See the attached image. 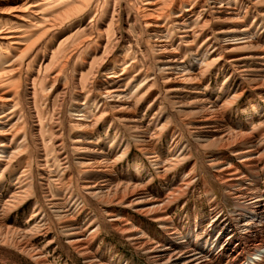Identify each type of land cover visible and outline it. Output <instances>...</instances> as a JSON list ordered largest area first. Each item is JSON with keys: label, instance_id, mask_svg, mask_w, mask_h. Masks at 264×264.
<instances>
[{"label": "bare ground", "instance_id": "6f19581e", "mask_svg": "<svg viewBox=\"0 0 264 264\" xmlns=\"http://www.w3.org/2000/svg\"><path fill=\"white\" fill-rule=\"evenodd\" d=\"M53 1H57V5L46 8ZM125 3V7H120L116 0H0V21H9L5 28L0 22V45L6 50L12 48L16 53L0 62V189L7 181L13 187L5 197L0 192V246L13 249L35 264H44L41 254L30 245L32 234L39 229L19 231L4 222L10 213L35 197L34 182L28 173L30 168L36 167L46 171L56 184L67 177L66 190L70 194L64 199L49 198L47 204L53 218L61 225L67 246L82 258L84 264H100L91 252L100 220L107 222L122 240L144 255L148 264H264V120L256 126V122L249 121L252 127L248 132L230 129L224 115L242 97L244 90L221 102V99L207 95L201 87L204 76L212 71L215 77L223 75L222 86L238 78L264 102V0H125ZM101 4L106 6L107 16L110 15L108 24L103 25L100 21L106 31L96 29ZM58 6L65 9L44 18L45 11ZM29 17L44 22V32L39 38L48 31L68 25L70 28L64 29V33L68 34L72 26L81 27L84 33L79 40L66 46L61 59L56 60L61 66L59 71L50 72L51 68H47L54 54L47 60L44 69L49 70L48 77L52 82L48 96L56 90L61 70L73 60L82 62L84 67L74 70L75 77H72L77 98L81 96L77 89L82 87L81 83L85 85L91 74L89 71L93 70L95 74L103 71L101 75L107 81L106 87H98L97 93L89 94L90 101L101 103L96 113L90 112V105L76 99L72 111L77 116L69 118L72 134L66 140L64 131H58L55 136L52 127L42 128L40 117L44 109H40L38 99L43 92V83L39 90L33 84H23L20 89V80H15L27 59L35 58L37 52V41H28L30 36L17 28L19 22L28 23ZM249 17L251 22L247 24ZM78 19H84L82 25L77 23ZM130 21L138 29L137 43L133 46L139 53L138 63L144 69L143 75L135 69L137 63L126 59L121 52L134 48L129 43L132 36L130 40L126 31L124 34L120 31V23ZM172 28L176 31L177 43L188 48L196 60L197 66L192 71L179 59L173 46L175 34ZM111 30L115 32L113 43L109 40L110 35H106ZM77 34L73 32L71 36ZM201 37L203 39L196 46ZM122 40L127 48L118 47ZM96 41L100 53L90 48ZM111 62L114 66L109 71ZM129 74L139 75L138 85L130 88L123 84ZM64 89H60L62 96L66 95ZM142 105L144 112L152 111L146 123L138 115ZM21 107H26L28 114L22 113ZM250 107L255 111L257 104L250 103ZM242 112L248 114L243 108ZM232 114L238 115L239 111ZM26 117L32 127V141H28ZM118 124L140 152L151 156L149 163L160 178L173 172L182 173L177 185L167 190L162 198L151 196L146 191L148 184L117 181L113 168L120 157L129 153L128 140L123 152L109 160L105 150L97 146L93 132L98 126H105V133L110 128L116 133ZM44 136L51 137L52 142H46ZM162 137L170 138L172 147V155L166 160L152 149L153 142ZM57 147L69 149L67 154L64 151L60 173L56 172L59 166L48 160V150ZM23 160L20 171L13 168ZM75 178L80 179L78 188L84 198L94 200L100 208L101 213L95 216L98 221L89 219L91 222L82 226L75 220V213L69 207L72 194L69 187ZM207 180L215 184L220 197L232 209L224 211V204L221 205ZM196 187L207 203V215L200 217L199 210L194 207L193 225L185 228L183 222L175 223L170 211ZM184 208L185 204L182 205ZM129 211L156 224L163 242L149 239L135 227L133 217L127 216ZM38 214V211H32L29 220L37 218ZM207 219V229L200 233Z\"/></svg>", "mask_w": 264, "mask_h": 264}, {"label": "rangeland", "instance_id": "374dc122", "mask_svg": "<svg viewBox=\"0 0 264 264\" xmlns=\"http://www.w3.org/2000/svg\"><path fill=\"white\" fill-rule=\"evenodd\" d=\"M116 1L119 2L120 7H123V6L125 7V4H126L125 0H116ZM57 3H58L57 1H53V3H51L46 8L56 6ZM58 7H56L54 10L48 9L47 11H45L44 12V18L45 19L49 18L53 14L61 12L62 10L65 9L62 6L61 7L58 6ZM106 9L107 8L104 4H101L99 6V11L101 14H99V17H98L99 22H97L98 26L96 27V29L99 27V29L106 31L105 27L101 26V23L103 25L109 23V19H110L109 16L110 15L107 16V14L105 13ZM117 10H118V8L115 9V11H114L115 15L117 13L116 12ZM127 12H130V9H127ZM49 14H51V15H49ZM121 16H123V14H121ZM84 19H78L77 23L79 25H82ZM248 19H249V21L247 24H249L251 22V17H249ZM4 20L5 19H2L1 20L2 22L1 21L0 22H1V26L5 28L6 26H9V25H7L9 23V21L8 20L4 21ZM28 21H29L28 23H26V22L20 23L19 22L17 24V28L20 29V31L25 32L26 35H28V37L30 36V38L27 39L28 41H32L34 39H35V41H37L36 51L38 53L36 52L35 58L31 56L30 57L31 59L30 58L27 59V61L29 63L27 61L25 62L22 69L16 74L15 80L16 79L20 80V86H21L20 89H23L22 87H24L25 84L26 85L27 84L28 85L33 84V85H35V88L37 90H39L40 84L43 83L41 86L43 88V92L40 94V97L38 99L40 109L41 108L44 109L43 112L41 113V117H40L41 121H42V128L47 130V129L52 127L53 131L55 132V134H54L55 136L58 135V131H61V133L64 131L63 136L66 140L68 135L70 136L72 134V131H69L70 130L69 129V118L70 117L76 118L75 116H77V114L75 112H73L74 111L73 104L75 103L76 99L79 101H82V102L84 101L85 103H87V105H90L91 106L89 109L90 112L96 113V111L100 107L101 103H98L95 101H90L89 94L91 95V94L97 93L98 87H104V86L106 87L107 81H105V78L101 75L103 73V71H101L99 74H95L93 70L89 71V73H91V74H90V77H88V79L84 82L85 85L83 86V84L81 83L80 85H82V87L80 86L81 88L77 89V91H81V96H79L77 98L76 94H75V90L73 88V79L74 78H72V77L74 76V70L84 69V67H83V64H81L82 62L73 60V61H70V63L68 65H66V67H64L61 70L62 75L60 74V76L58 78L56 90L53 91L52 94H50L48 96L47 92H48V89H49L50 84L52 82H50L49 77H48L49 70L45 71L44 66L46 65V63H48L50 56L54 54V56H52L53 60L50 59L52 62L50 61V64L47 65L49 67H47V68H51L50 72H52L54 70L56 72L59 71L61 66L59 64H57L56 60L61 59V57H62L61 53L64 51L66 46L68 47L69 44L72 43L73 41H75L76 39L79 40L82 37L81 35H83L84 33L81 32V30H82L81 27L78 29L77 26H72L71 31H69L68 34L64 33V29L67 30L68 28H70V26L68 25V26H65L63 28L56 29L55 31L54 30L48 31L45 34V36H43L42 38H39V36L41 35L40 33L43 34V32H44V28H45L44 22L41 20L38 21L37 19L35 20V18H33V17H29ZM100 21H101V23H100ZM28 26H30V27H28ZM35 27H37V28H35ZM261 27H262V25H261ZM122 28H124V29H122ZM172 29L174 30V28H172ZM94 30H95V28L93 27V31ZM137 30L138 29L132 25L131 21L128 23H124V22L120 23V31L123 34L126 31L129 35L128 38L130 40H132V38H133V40H134V41L133 40L129 41V43H131L130 46H133L134 42H135V44L137 43ZM73 32L78 33L76 37H73V35L71 36V34H73ZM108 32L106 33V35L107 36L110 35L109 40L111 41V43H113V37H114L115 32H114V30H111ZM175 32L176 31L174 30L175 35L173 37V43H174L173 46L178 51L179 59L182 60L184 66H187V68H189V70L192 71L197 66L196 60L193 59L192 53L188 48L186 49L185 47H183L182 43H179V44L177 43L178 40H177V35ZM94 35H95V33H94ZM131 36H132V38H131ZM124 39L125 38H123V40ZM202 39H203V37H201L197 41L196 46L199 45V43ZM67 40H68V42H67ZM123 40L119 44V46H118L119 48H121L122 45L126 48L128 47V45L125 46V44H124L125 42H123ZM62 43H65L66 45L62 44ZM98 44H99L98 41H96V43H92L90 48L93 51L95 50V52L100 53L99 52L100 50L98 48L99 46H97ZM110 47L111 46H109V48ZM133 47L134 48H131V49H128L125 51L121 50V52L123 53L122 56H125L126 59H129V61L130 60L132 62L135 61V63H137L135 69L140 72L139 75H141V74L143 75L144 69H143L142 65L138 63V58H140V56L138 57L139 53L135 49V46H133ZM109 48L107 50H109ZM13 55L16 56V53L12 50V48L10 50H6L3 47L1 48V45H0V60H1L0 62L1 63L6 61L5 60V59H7L6 57H8V56L12 57ZM95 58L98 59L99 56H96ZM191 63H193V64L191 65ZM32 64H34V65L32 66ZM110 64H108V67L110 66L109 71H112V68L114 66V62H111ZM39 65H41V67ZM31 66H32V68H31ZM132 74H134V73H132ZM132 74H129V76H127V77L125 76V78H124L125 81L123 80L124 81L123 84L124 85L128 84L130 88L132 86H135L136 83L138 85V81L140 80L138 74L135 77ZM64 75H66L65 76L66 78L64 77ZM62 77H64V79ZM92 77H94V78L91 80ZM21 78L23 79V81ZM128 79H129V81H127ZM45 80H47V81H45ZM91 81L93 83L92 84L93 86L90 85ZM223 82H224L223 75L218 74L215 77V73L211 71L204 76L201 87H202V89L204 88L203 90L207 95H212L214 98L216 97L219 100L221 99V102L223 100H226V98L231 97V95L237 94L239 92V90L243 89L244 93H243L242 97L238 98L232 104V106H230L232 109L230 108L229 111L224 115V119H225V121L227 120L226 123L229 125L230 129L237 131V132L238 131L239 132H241V131L242 132H248L249 130H251V127H252V125L249 124V121H252L253 123L256 122L254 124V126H256V124H258L259 121L264 120V110H263L264 109V102L262 100H260L258 97H256V94H254L249 89V87L246 85L245 82H243V81L241 82L240 80H238V78H236V81L230 80L229 84L226 83V85L222 86ZM62 83H63V85H62ZM23 84H24V86H23ZM220 87H221V89H220ZM62 88H66V89H64L65 94H66L64 96H62V93L60 90ZM45 93H46V95H45ZM223 93H225V94H223ZM20 95L22 96V93ZM57 97H60V98H57ZM67 97H68V100H67ZM23 99L24 98L21 97V100H23ZM45 103H46V105H45ZM250 103H256L257 104L255 111L251 110ZM21 108H22L21 109L22 113H24L25 115L28 114V111H26L27 110L26 107H21ZM242 108L247 110V112H248L247 115L244 112L241 113ZM144 110H145V106L142 105V107L139 109L138 115L143 117V120L146 123L148 121V119L151 117L152 111L144 112ZM235 110L239 111L238 115L232 114V113H234ZM65 112H67V113H65ZM248 117H252V118L249 120ZM25 120H26V124H28L27 122L30 121L28 117H26ZM56 121H57V123L54 124ZM117 126H118V132H116V133L114 132L113 128H110L108 130V132L105 133V130H107L105 126H98L95 129L96 131L94 130V132H93V138H95V140L97 142V146L100 149L105 150V153H106L107 158L109 160L115 159L118 155H120L121 152H123L124 146L126 145V140H128V143L130 146L129 153L125 156L123 155V157H120V159L118 160V162L115 164V166L113 168V171L115 170L114 175L115 176L117 175L116 176L117 181L120 182V180H121V183L133 182V183L140 184V185L148 184L146 187V191L149 194H151V196H154L157 198H162L167 193V190L169 191L170 189H172L174 186L177 185L178 178H179L180 174H182V173L173 172V173H169L165 178H160L156 174V171L154 170V167L152 166V164L149 163L151 160V156L150 155L146 156L142 152H140V150H138V148L134 145L132 140H130V137L126 133H124L123 129H121V126H119V124ZM238 127L241 128L242 130H239ZM31 128L32 127H29V124H28V130H29V131H27V136L29 139L28 141H32V137H31L32 136V129ZM106 134H107V136H106ZM124 134H126V136ZM44 138H45L46 142H49V141H51L50 139H52L49 136H44ZM169 142H170V138H164V137L160 138L157 141H154L153 142L154 146L152 147L153 152L156 151L161 156L162 159H165V160L169 159L170 156L172 155V147L170 146ZM33 149L34 148L32 147V150ZM60 150L61 149H59L58 147L56 150H48V155H49L48 160H50L55 166H57V167L59 166L58 169H56L57 171L54 170L58 173H60V168H61L60 164H61L62 158L65 155V152H66V154L68 153L69 149L61 150L63 153ZM111 151H112V153H111ZM21 162H22L20 164L21 166L18 164H15V165H13V168L20 171L22 166H24V164H23L24 160ZM133 163H134V165H133ZM139 165H141V166H139ZM134 166H135V168H134ZM35 168L36 167L30 168V170H29L30 174L28 173V176H30L34 182L35 197L30 198L21 208L10 213L5 218V221H4L5 225L12 227V228L19 230V231H29L31 229H34V228L37 229L38 228L39 231L38 230L34 231V233L31 236L30 245L34 250L38 251L41 254L42 258L44 259V264H84V261L82 260V258L79 255H77L76 253H74L67 246V244L65 242L66 240L62 237L61 225H60V223H58L53 218V214L51 213V210L47 204V202H48L47 200L49 198L53 199L55 196V199H60V198L64 199L65 197L67 198V196L70 194L69 191L66 190V187H68L67 177L65 176V179L60 184H56L49 179L50 177L46 171H44V170L40 171L38 168H36V169ZM188 169H189V167L185 168L184 170L187 172ZM129 174H130V176H129ZM43 176L44 177L46 176L45 177L46 180L44 179ZM7 177H9V176H7ZM41 177H43V178L41 179ZM79 182H80V179L78 178V180H77V178H75L74 181L72 182V186L69 187L71 192H72L71 197H70L71 200L69 202L71 204H69V207L71 208V211L73 213H75L74 214L75 220L80 225L83 226V225L95 220L96 219L95 216H97L98 213H101V212H99L100 208L98 207L97 203L94 200L89 199V198H84L82 192H80V190L78 188ZM206 182L209 185V187L214 190L217 197H219L221 205L224 204V205H222L224 208V211L228 212L230 210V208L232 209V206L229 203L227 204L226 200L223 199L222 197H220V193L217 190L215 184L208 181V180ZM171 184H172V186H171ZM11 186L12 185L10 184V182L7 181L6 184L2 187L3 189H0L1 195L3 197H5V195L9 191H12L13 187H11ZM38 188H39V190H38ZM198 189L199 188L196 187L194 192L187 193V195L184 196L180 200L178 207L177 208L174 207L170 211V214L174 218L175 223H178L181 221V222H183V225L185 228L190 227V225L191 226L193 225L194 221L192 218V214L194 211V207H196L197 210H199V212H200L199 216L200 217L207 215V203L205 201L203 194ZM46 196H47V198H46ZM79 199H81V200H79ZM184 204H185V208L182 209V205H184ZM32 211H38L39 214H38L37 218L29 220L30 214L32 213ZM48 213H49V215H48ZM128 214L129 215H127V216H129V218L131 216L133 217V220H132L133 225L135 227L139 228V230L141 232H143L146 236H148L149 239H151L155 242H163V235L159 233L156 224H152L149 222L148 219L141 217V216H138V215H135L134 213H132L130 211L128 212ZM185 218L188 219L187 222L184 221V220H186ZM39 221H42V222L39 223ZM98 222H100L98 229H96L98 232L95 230L96 238L92 243L91 252L94 253L95 258L100 262V264H148L146 257L144 255H142L141 253L136 252V250H134V248L132 246H129L130 244L128 242L122 240L119 237V235L110 228V226L107 222L104 223V221H101V220ZM208 224H209V222L207 219L206 221H204L203 226L201 227L200 233L205 232ZM0 264H35V263L32 260H30L29 258H27L26 256L17 253L13 249L0 246Z\"/></svg>", "mask_w": 264, "mask_h": 264}]
</instances>
